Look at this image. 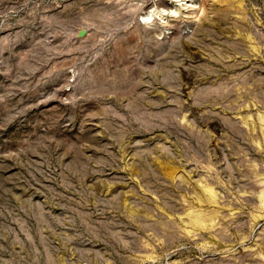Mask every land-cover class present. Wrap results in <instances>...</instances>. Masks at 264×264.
I'll return each mask as SVG.
<instances>
[{"label": "rangeland", "instance_id": "rangeland-1", "mask_svg": "<svg viewBox=\"0 0 264 264\" xmlns=\"http://www.w3.org/2000/svg\"><path fill=\"white\" fill-rule=\"evenodd\" d=\"M0 264H264V0H0Z\"/></svg>", "mask_w": 264, "mask_h": 264}]
</instances>
